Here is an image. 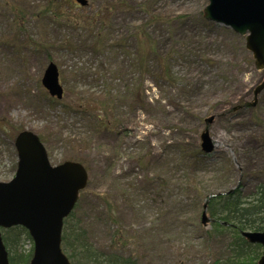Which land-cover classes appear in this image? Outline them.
<instances>
[{"label": "rangeland", "instance_id": "rangeland-1", "mask_svg": "<svg viewBox=\"0 0 264 264\" xmlns=\"http://www.w3.org/2000/svg\"><path fill=\"white\" fill-rule=\"evenodd\" d=\"M207 4L0 0V181L14 175L16 134L30 130L51 164L85 166L71 221L98 250L136 264L226 257L230 237L207 238L200 216L205 196L256 182L264 89L254 107L231 108L252 101L263 71L244 35L203 17ZM50 62L58 100L41 83ZM211 114L215 150L195 157Z\"/></svg>", "mask_w": 264, "mask_h": 264}, {"label": "water", "instance_id": "water-1", "mask_svg": "<svg viewBox=\"0 0 264 264\" xmlns=\"http://www.w3.org/2000/svg\"><path fill=\"white\" fill-rule=\"evenodd\" d=\"M76 1L82 6L87 4V0ZM202 14L207 21L244 35L245 47L252 53L255 68L263 71V77L253 89L252 101L231 110L254 107L258 94L264 89V0H208ZM41 83L51 96L62 97L63 88L54 63L47 65ZM213 118L212 114L204 118L205 128L199 135L203 154L215 150V140L208 129ZM14 146L18 158L15 173L8 181H0V228L15 225L26 228L33 241L28 264H71L61 248L63 220L73 210L79 191L87 184V170L82 163L72 160L51 164L40 138L30 130L19 131ZM212 196L215 194L208 195ZM207 200L200 216L203 226L212 221L206 211ZM240 234L247 242L262 246L256 264H264V230L247 229ZM0 264H10L1 232Z\"/></svg>", "mask_w": 264, "mask_h": 264}, {"label": "trees", "instance_id": "trees-1", "mask_svg": "<svg viewBox=\"0 0 264 264\" xmlns=\"http://www.w3.org/2000/svg\"><path fill=\"white\" fill-rule=\"evenodd\" d=\"M101 116H97L98 121H103L107 128L111 126L106 115ZM195 152V157H201L199 148ZM261 165L256 182L250 189L243 190L237 186L232 191H218L215 196H205L204 200L208 199L207 212L213 219L212 230L207 232V238L230 237L227 256L219 257L210 264H256L262 248L259 244L248 243L240 232L247 229L264 230V160ZM241 174L245 176V172ZM72 217L73 211L64 219L61 235L62 250L71 264H136L132 258L124 257L120 252H103L95 248L88 240L84 228L71 221ZM0 231L10 264H28L33 246L25 252L15 247L21 239H27L33 244L26 228L15 225L1 228Z\"/></svg>", "mask_w": 264, "mask_h": 264}]
</instances>
